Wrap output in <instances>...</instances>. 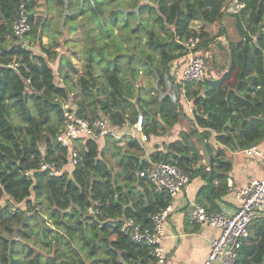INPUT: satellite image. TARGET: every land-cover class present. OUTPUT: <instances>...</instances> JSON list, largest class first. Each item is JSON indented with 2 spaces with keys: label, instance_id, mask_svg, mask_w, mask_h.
<instances>
[{
  "label": "trees",
  "instance_id": "trees-1",
  "mask_svg": "<svg viewBox=\"0 0 264 264\" xmlns=\"http://www.w3.org/2000/svg\"><path fill=\"white\" fill-rule=\"evenodd\" d=\"M242 1L233 13L228 0H46L45 11L49 3L61 9L67 31L80 30L74 50L55 37L42 41L54 33L52 15H38L36 0H28L26 43H10L20 0H0V200L9 195L20 203L0 202V264H154L150 247L121 230L127 217L150 226L153 212L169 202L138 176L149 162L164 159L190 179L200 178L195 201L218 209L231 169L225 149L243 151L264 139V0ZM225 14L233 16L238 33L227 42V67L218 78L180 84L171 63L186 54L183 40L196 35L197 48L222 46L215 40L225 32ZM196 21L199 28L192 26ZM213 24L216 33L206 28ZM13 62L16 67L9 66ZM181 94L192 102V116L183 110ZM65 103L84 119L106 116L116 131L142 113L147 140L169 133L180 120L189 124L141 162L114 137L75 140V166L49 175L38 161H66L56 140ZM128 140L127 146L142 149ZM108 144L121 164L114 171L104 169ZM29 169L32 177L21 173ZM7 182L16 196L7 192ZM87 189L93 204L83 201ZM89 206L97 212L89 213ZM249 231L234 264H264V215L252 219Z\"/></svg>",
  "mask_w": 264,
  "mask_h": 264
},
{
  "label": "built area",
  "instance_id": "built-area-1",
  "mask_svg": "<svg viewBox=\"0 0 264 264\" xmlns=\"http://www.w3.org/2000/svg\"><path fill=\"white\" fill-rule=\"evenodd\" d=\"M28 0H20L13 15L11 30L16 43H24V34L29 31L31 22ZM231 12L237 13L243 7L242 0H228ZM198 36H189L183 40L186 49V61L176 81L200 82L205 77V61L197 45ZM9 66H17L16 62ZM64 120L60 131L56 135L59 145L67 152L66 161L58 165L54 161H48L41 157L38 161L40 170H47L49 175H58L62 171H71L78 161L75 140L82 138H101L104 136L120 137L117 127L113 126L106 116L92 120L77 116L67 103L63 105ZM131 130L129 137L142 143L147 140L143 133V115L138 113L135 121L129 125ZM243 152L251 157H257L264 161V150L256 145L243 149ZM69 168V169H68ZM22 174L32 177L33 170L21 171ZM139 177H145L153 184L155 193L162 192L169 198L164 207H159L151 215V225L141 226L134 217H127L121 230L136 243H144L150 247V253L155 258L154 264H164L165 254L161 244L164 236V225L167 213L172 209L173 199L190 182V173L182 170L176 163L164 159L149 162L139 169ZM228 190L233 192L237 206L232 213L219 210H207L202 204L194 201L190 204L188 214L192 223L206 224L218 229L216 236L209 240L208 251L202 264H234L239 249L249 235V227L252 219L264 215V172L258 178H252L242 186L235 185L231 179L227 181ZM89 213H96L92 206L87 208Z\"/></svg>",
  "mask_w": 264,
  "mask_h": 264
},
{
  "label": "crops",
  "instance_id": "crops-1",
  "mask_svg": "<svg viewBox=\"0 0 264 264\" xmlns=\"http://www.w3.org/2000/svg\"><path fill=\"white\" fill-rule=\"evenodd\" d=\"M226 15L222 18V25L224 26V34L218 36L215 41L220 40L222 46L218 45L217 42L211 43L210 49L205 50L204 54L211 57L210 66L208 68V76L213 78H218L220 73L225 70L228 65L226 60L223 67L217 63L218 47L228 51L227 39H226ZM192 26L194 28H199V22H193ZM212 33H216L218 30V24H213L206 27ZM216 28V29H215ZM68 38V35L66 36ZM65 39V38H64ZM8 40V39H7ZM233 39H230L231 41ZM64 44V41H62ZM216 46L217 49L213 48ZM66 45L64 44V47ZM67 47V46H66ZM186 55L175 59L171 63V71L174 73L175 78L180 74L182 67L185 65ZM55 65L57 62H53ZM179 65V66H178ZM56 67V66H54ZM178 81V80H177ZM180 83V82H179ZM181 84V83H180ZM180 102L183 106V110L188 116L191 115L192 102L185 99V97L180 95ZM188 120L183 119L178 121L173 125L169 133L162 136H150L146 142H142L140 148H131L127 146L129 137V132L131 127L123 125L119 127L117 133L122 132V136L114 137L117 139L118 144L123 147V152H126L131 158L138 159L141 162L143 159H148L150 152L162 147L163 142H168L178 138L179 133L188 129ZM214 141V140H213ZM103 143V140H102ZM105 145V144H104ZM103 145V146H104ZM257 146L264 150V139L257 144ZM136 151H141V155L136 154ZM123 157L124 154L121 153ZM225 157L231 161V169L228 173V179L237 186H242L252 178H258L264 172V161L257 157H251L246 155L243 151H231L225 149ZM206 162H209L206 159ZM202 180L198 177L190 179L187 186L173 199L172 209L167 213L165 225H164V236L161 240V244L165 254L164 264H202L205 255L208 251L209 240L216 236L218 229L206 224L192 223L189 221L188 210L190 204L195 201L196 192L201 185ZM235 209V197L233 192L228 190L227 193L218 200V209L221 212L232 213Z\"/></svg>",
  "mask_w": 264,
  "mask_h": 264
},
{
  "label": "rangeland",
  "instance_id": "rangeland-1",
  "mask_svg": "<svg viewBox=\"0 0 264 264\" xmlns=\"http://www.w3.org/2000/svg\"><path fill=\"white\" fill-rule=\"evenodd\" d=\"M104 1H106V0H104ZM125 1H127V0H125ZM149 1H152V0H149ZM47 5H48V3L46 2V0H36L35 11H36V13L38 15H40L41 17H44L46 14L47 15H49V14L52 15L51 16V22H50L49 29L50 30H53L54 33H52V34L49 33L50 35H47V33H46L45 35H43L42 41L47 44L50 41L49 37H51V38H54L55 37V39L58 40L60 43L62 41H64V44L66 46L70 47V49L78 50L79 47H80V44L77 43L76 40H77V38L81 34L80 30H69V31H67V25L64 28L63 27V24H62V12H61V9L58 6H56L55 4H53V3H49V6H51V10L50 11H45V8H47ZM225 21L227 23L226 24L227 25L226 26V28H227V30H226V39H227V41L230 40V39H233V40L237 39L238 33H237V30H236V25H235L233 16H231V15H228L227 16L226 15ZM67 35H68V38L66 37ZM13 41H16V39H14V40H10L9 39V42L10 43L13 42ZM25 41H26V38H25ZM210 47H211V45H209V49H210ZM213 48L217 49V47L215 45L213 46ZM35 49L38 50L37 47H35ZM55 49L59 51L61 49V46L55 47ZM70 49L67 50V52L69 53V55H70V51H71ZM199 49H200L201 54H202V56L204 58V61H205V77H207L208 76L207 75L208 68L210 66V62H211L212 59H211L210 56H208V55L206 56L204 54V52H205L204 48H199ZM217 53H218V58H217L216 65H217V63H219V65H221L223 67L225 64H221V63H225L226 62V51H224V49H222L221 47L220 48L218 47ZM71 59L75 62V64L78 67L80 66V61L78 59H76L75 57H72ZM53 61L54 60L50 61L51 62L50 64L52 66H55V64L53 63ZM122 134L123 133L120 132V135L121 136H122ZM111 139L112 138H110L109 141H111ZM98 142H99L98 143L99 144V147L102 148V146H103L102 140L99 139ZM112 150H113V146L111 144H108L107 145V148L105 150V157L103 158L104 161H105L104 169L109 170V171H114L115 169L121 167V164H119L117 162L116 156H114L112 154ZM136 154L141 155L142 153H141V151H136ZM6 189H7V192L8 193H10V194L13 193L14 196L17 195L16 189L12 185V182H7ZM91 192H92L91 189H87L86 192H85L86 195H85V198L83 199V201L87 205L88 204H93L94 201H96L95 198L91 195ZM99 193H101V192H99ZM8 196L9 195H6L4 199L5 200L8 199V201H10V203L13 204V205H19L20 204V203H17L15 200H13L12 197H8ZM4 199H1L0 202H3ZM33 241H34V238L33 237H31V238L28 239V242L29 243H32ZM37 246L42 251H45L46 250V247H43V246L39 245V243H37Z\"/></svg>",
  "mask_w": 264,
  "mask_h": 264
}]
</instances>
